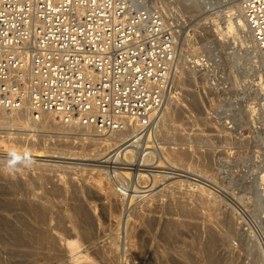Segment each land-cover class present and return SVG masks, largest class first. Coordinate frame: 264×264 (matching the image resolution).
Listing matches in <instances>:
<instances>
[{
	"label": "bare ground",
	"instance_id": "1",
	"mask_svg": "<svg viewBox=\"0 0 264 264\" xmlns=\"http://www.w3.org/2000/svg\"><path fill=\"white\" fill-rule=\"evenodd\" d=\"M146 1L149 3L150 0ZM164 1L152 0L150 5L162 11L166 24L173 26L177 38L173 4L168 7ZM185 1L189 2L185 6L191 13L206 5L221 4L217 7L219 10L213 8L211 12L206 13L208 19L215 18L212 20L213 24L208 26L209 33L201 36L202 47L209 52L210 59L204 52L196 53L191 58L206 57L208 61L211 60L210 67L221 68L228 73L238 67L241 60L240 45L246 48L245 57L252 54V58L256 59L258 69L254 71V76L258 80L253 79L251 87H256L254 93L259 97H254L257 99L255 104H248L246 118L240 116V121L246 119L250 126L248 135L243 132L246 128L237 124L233 129L229 128V133L226 132V139L231 143L249 147L246 139L254 133H259L255 142L264 143V51L255 47L256 38L254 35L252 38L249 33L244 13L238 8L239 1ZM212 1L214 3H211ZM229 49L231 51L227 52ZM181 54L178 78L174 81L165 107L149 117H125L123 125L117 129L101 130L76 122L61 123L52 114H37L32 109L22 107L11 113L0 110V264H127L129 257L131 260L143 258L142 253L146 252L149 243L144 234L152 231L162 221L161 240L168 246L166 245L160 253L150 254L147 264H242L240 256L230 247L231 244H228L235 233V218L230 216L224 221L226 228L219 225L212 212L207 214L205 219H201L202 224L194 218L190 197L197 195L201 207L214 212L215 205L220 200L219 196L214 195L204 184L184 182L182 179L173 180L157 191L151 190L140 201L135 202L128 192L134 180L126 183L125 179L129 180L133 175V179H139L138 182L146 181L148 176L140 169L143 164H136L137 167L132 164L134 168L100 164V167H111L113 170L98 169L92 175L93 181L83 196L75 184L65 187L60 182L61 176L53 174L61 168L73 171V167L41 163L37 167L39 171L36 179H17L10 161L4 159L7 153L60 160L82 157L91 160L101 155L107 157L102 162L116 164L121 161L129 165L133 163V158L138 156L143 163L157 157L160 164H163L162 156H158V153L162 152L167 169L177 168L175 164L183 159L184 152L189 153L190 150L181 146H168L165 149L163 142L169 145L181 144L183 141L200 144L213 136L206 132L205 127L192 129V132L185 131L178 119L176 108L182 101L186 100L191 107L196 106L197 102L192 95L185 99L183 97L190 91L188 73L198 71L192 69L191 65L186 66L185 55ZM225 57L226 60L223 61ZM200 58L194 59V62L199 63ZM246 60L250 58L243 60L244 65ZM243 70L247 71H242L241 75L247 76L251 68ZM205 119L190 115L187 121L197 126L201 121L205 122ZM226 130L228 131V128L223 131ZM259 163L256 173L259 181L258 200L264 210V158ZM19 164L27 167L32 163L24 161ZM159 172L152 175L153 186L161 180L160 177L167 182L174 178L170 176V170L163 171L164 174L161 175L157 174ZM109 175L113 179L109 178ZM202 175L206 176L203 171L196 174L197 177L205 179ZM55 176L58 178L55 179ZM34 181L44 185L41 193L37 192L38 187ZM185 184L192 187L186 189V194L175 204L168 206V217L161 220L162 217L155 214L162 208L158 209L159 203H165L169 190L175 192L178 189L177 192L180 193ZM237 198L241 200L242 197ZM124 218L126 226L122 228ZM263 220L260 216L256 217L258 223ZM108 221L111 223L106 225L105 222ZM203 221H207L208 226ZM108 230L110 233L106 234ZM187 235L190 236L188 239ZM103 238L104 243L101 244ZM124 240L126 244L123 245ZM258 250L259 253L253 256V264H264V248L258 246Z\"/></svg>",
	"mask_w": 264,
	"mask_h": 264
},
{
	"label": "built area",
	"instance_id": "2",
	"mask_svg": "<svg viewBox=\"0 0 264 264\" xmlns=\"http://www.w3.org/2000/svg\"><path fill=\"white\" fill-rule=\"evenodd\" d=\"M238 8L264 51V0ZM165 19L146 0H0V110L101 130L158 113L182 56ZM198 58L188 65L203 78L210 64Z\"/></svg>",
	"mask_w": 264,
	"mask_h": 264
},
{
	"label": "rangeland",
	"instance_id": "3",
	"mask_svg": "<svg viewBox=\"0 0 264 264\" xmlns=\"http://www.w3.org/2000/svg\"><path fill=\"white\" fill-rule=\"evenodd\" d=\"M231 1L232 0H228L227 2ZM150 2H152V0L149 1V4H151ZM164 3L167 4L168 7L171 6L170 4H173L174 25L176 26L175 28L177 31H179V46L181 53L185 55L184 59L186 61V66H188V60L191 59V56L196 53L204 52V55L210 59L209 52L202 47L203 38L201 36L209 33L208 26L213 24L212 20L215 18L208 19L209 16L207 17L206 13L213 8L219 7L221 4L206 5L204 8L196 9L191 13L185 6L189 3L188 1L165 0ZM211 3H214V1ZM222 4H224V2ZM219 9L220 8H217L216 10ZM239 48L241 60L238 62V67L234 68L231 73H228L225 70L223 71L221 68L215 69L212 66L209 67L206 76L202 78L200 76L201 72L193 73L187 71L189 72V75L187 76L188 83L190 81L191 86L189 88L190 91L184 94L183 97L185 99L192 95L197 102L196 106L194 105V107H191L186 100L182 101L176 108V110H178L177 113H179L178 119H180L179 121L182 123L185 131L192 132V129L205 127L207 129L206 132L213 136H211L206 142L200 144L183 141L181 144L172 143L169 145L166 142H163L162 144L165 149L168 146H181L182 148L190 150L189 153L184 152L183 159L175 164L177 168L173 170L167 169V166H165L166 160L162 152L160 154L158 153V156H162L161 161H164L163 164H160V159L158 160L157 157L150 158V160L143 163V160L139 159L138 156L133 158V163L129 165L124 164L126 162L121 161L116 164L102 162L106 160L107 157L104 158L101 157V155L95 156L91 160H87L88 158L86 157H82L81 159L60 160L59 158L7 153L4 155V159L11 161V154L20 155L22 157L20 161H17L15 165H12L13 173L17 175V179L20 177L23 179H36L37 172L39 171L37 167L41 163L73 167L75 168L73 171L61 168L59 172H54L53 174H59V176H61L62 180H60V182L65 187H70V185L75 184L80 188L81 195L83 194V196L85 195V190L90 186V182L93 181L91 179L92 175H94L98 169L104 168L100 167V164L130 168H134V165L132 164H135V167H137L136 164H143V166H140V169H143V172L148 176L146 180L147 182H138L139 179H133V175L129 180L125 179L126 183L130 180H134V184H130L128 192L133 196L135 202L140 201L145 195L149 194L151 190L157 191L173 180L182 179L184 182L204 184L214 195L219 196L218 199L220 200L219 203L215 205L214 212L202 208L197 200V195L190 197L189 200L191 206L194 208L192 212L195 215V220L201 223V219H205L206 215L212 212L213 215L216 216L219 225L222 228H226L224 221L230 216L235 218V223L237 222L235 233L228 241V244L230 243V247L240 256L242 264H253V256L259 253L258 246L264 248V239H262V236L264 238V213H262L264 210L258 200L259 181L256 177V173L259 169L258 165H260L259 161L261 162V159L264 158V143L255 142L256 139L259 138V133H256V135L254 133L251 135L252 137L246 139V143L250 144L249 147L246 145L241 146L237 143H231L226 139V132H230L229 128L231 129V126H237V124H239L243 128H246V130L250 129L247 120L244 119L243 122L240 121V116H245L246 118L248 104H255L257 99H254V97H259L254 93L256 87H251V82L256 78V76H254V71L258 69L256 59L252 58V54L247 55V57L244 56L246 52L244 46L240 45ZM194 50H196V52H194ZM229 51H231V49L227 50V52ZM247 58H250V60H246L244 65L243 60ZM225 60L226 57L223 61ZM208 62L211 64V60ZM244 68H251V70L247 72V76L241 75L242 71H247L243 70ZM186 69L188 70V68ZM257 80L258 78H256V81ZM190 115L193 117H204L206 118L205 122L201 121L200 125L193 126V123L187 121L188 116ZM227 128L228 131H223ZM220 130L222 131L221 133ZM261 134L262 133H260V135ZM108 152L109 150L107 153ZM24 161L31 162L32 164L27 165V167L21 166L22 164H19V162ZM158 165L161 166L157 167ZM104 169L113 170L111 167ZM168 170L172 171L170 176L174 178L167 182V180H163L164 178L160 177L161 180L153 186V173L161 171L157 173L161 175L164 174L163 171ZM129 171L134 172L133 170ZM200 171L205 173L206 176L202 175L205 179L196 176V174H200ZM186 174L187 176H179ZM54 178L57 179L58 177L55 176ZM109 178L113 179L110 175ZM197 180H200V182ZM34 184L38 187L37 192L41 193L44 185L42 186L40 182L36 181H34ZM46 185L48 184H45V186ZM49 185L51 184L49 183ZM189 187L192 186H188L187 184L183 185L181 188H184V190L181 189L180 193L177 192L178 189L175 192H170L169 190L165 196V203H159L158 205V209L162 207L161 210L155 214L162 217L161 220H165L168 217V206L170 204H175L183 194H186L185 190L189 189ZM237 197L242 198L240 200ZM245 203L247 206H245ZM97 212L99 213L100 209H98ZM257 216L262 218V223L256 221ZM108 223L111 222H105L106 225H108ZM162 223L153 228L152 231H149V233L144 234L146 240H148L147 243H149L146 252L144 254L142 253L143 258L131 260L129 257L127 264H147L150 254L155 252L160 253L163 248H166V242L161 240ZM205 224L208 226L207 221ZM125 226L126 218L123 219L122 228H125ZM203 227L206 229L205 226ZM200 228L202 229V226H200ZM109 233L110 231L108 230L106 234ZM186 237V239H188L190 236L187 235ZM104 238L109 241L107 236ZM104 238L101 244L104 243ZM124 243L126 244V240L123 241V245ZM121 255L124 260L123 253ZM69 261H71V259H69Z\"/></svg>",
	"mask_w": 264,
	"mask_h": 264
},
{
	"label": "clouds",
	"instance_id": "4",
	"mask_svg": "<svg viewBox=\"0 0 264 264\" xmlns=\"http://www.w3.org/2000/svg\"><path fill=\"white\" fill-rule=\"evenodd\" d=\"M11 155H12V160L10 161V165H15L17 161H20L22 159L20 155H16V154H11ZM25 156H27V154H25Z\"/></svg>",
	"mask_w": 264,
	"mask_h": 264
}]
</instances>
